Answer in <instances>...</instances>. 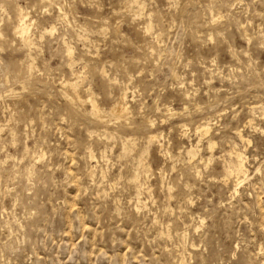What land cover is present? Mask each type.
Returning <instances> with one entry per match:
<instances>
[{
	"label": "rangeland",
	"instance_id": "rangeland-1",
	"mask_svg": "<svg viewBox=\"0 0 264 264\" xmlns=\"http://www.w3.org/2000/svg\"><path fill=\"white\" fill-rule=\"evenodd\" d=\"M0 264H264V0H0Z\"/></svg>",
	"mask_w": 264,
	"mask_h": 264
},
{
	"label": "bare ground",
	"instance_id": "bare-ground-1",
	"mask_svg": "<svg viewBox=\"0 0 264 264\" xmlns=\"http://www.w3.org/2000/svg\"><path fill=\"white\" fill-rule=\"evenodd\" d=\"M21 10H22V9H21ZM18 11H20V10H18ZM23 12H24V11H23ZM23 12H22V13H23ZM20 15H21V12H20ZM18 16H19V12H18ZM26 18H28V17L26 16ZM19 19H20V17H19ZM22 19H25V18L23 17ZM22 19H21V20H22ZM26 22H27V21H26ZM20 23H21V22H19V24H20ZM22 23H23V21H22ZM27 24H29V23L27 22ZM27 24L24 22V24H22V25L20 24L21 27L18 28L17 34L19 35V37L21 38V40H25V39H26V35H28V33H29V30H30L29 27H30L31 25L28 26ZM16 29H17V28H16ZM147 29H148V28H146V30H147ZM54 30H55V28L52 27L51 30H50V32L52 33V32H54ZM29 35H30V34H29ZM27 39H28V36H27ZM27 39H26V40H27ZM30 42H31V41H30ZM24 43H26V42H24ZM28 43H29V40L27 41L26 45H27ZM31 45H32V44H31ZM31 45H30V46H31ZM66 46H67V45H66ZM70 47H71V46H69V48H68V50H67V54H69V57L71 58V60H73V59H72L73 49L70 48ZM66 49H67V48H66ZM67 58H68V56H67ZM68 60H69V58H68ZM71 60H70V61H71ZM73 62H74V61H73ZM73 72H74V74H73V73H72V74L75 75V76L78 78V80H80L81 74L76 73L75 71H73ZM101 73H104V71L102 70ZM174 75H175V74H174ZM101 76H103V75L101 74ZM82 78H83V77H82ZM82 78H81V79H82ZM177 79H178V78H177ZM78 80H76V82H77ZM65 83H66V82H65ZM69 83H70V82H68V84H69ZM72 83H74V82H71V84H72ZM63 84H64V83H63ZM63 84H62V85H63ZM71 84H70V85H71ZM70 85H69V86H70ZM77 85H78V84H77ZM71 86H72V88H73V84H72ZM74 86H75V85H74ZM76 88H77V86H76ZM125 97H126V96H125ZM121 99H123V98H121ZM81 100H82V99H81ZM89 100H90V98H89ZM89 100H88V101H89ZM124 100H125V99H124ZM72 101H73V100H72ZM89 102H90V101H89ZM256 103H257V102H256ZM258 103H259V102H258ZM258 103H257V105H258ZM122 104H123V103H122ZM252 104H254V103H252ZM119 105H120V104H119ZM124 105H125V106H128V105H126V104H124ZM254 105H255V104H254ZM254 105H253L252 107H251V105H249V106H250L252 109H255V106H254ZM92 106H93V108H96V109H97V107H96L97 105H96L95 102H93V101H92ZM92 106H91V107H92ZM125 106L122 105V106L116 108V109H115V112L120 113V114H124L125 111L127 110V107H125ZM260 106H261V105H260ZM250 107H249V108H250ZM99 108H100V107H99ZM91 109H92V108H91ZM111 109H112V108H111ZM113 109H114V108H113ZM101 110H102V109H101ZM257 110H258V109H257ZM99 111H100V110H99ZM99 111H98V112H99ZM253 111H254V110H253ZM94 112H95V111H94ZM96 112H97V111H96ZM115 112H114V113H115ZM101 113H102V112H101ZM92 115H93V114H92ZM116 115H117V114H116ZM125 115H126V114H125ZM127 115H128V114H127ZM94 116H95V115H94ZM94 116H93V117H94ZM129 116H130V115H129ZM124 118H125V117H124ZM124 118H123V119H124ZM99 119H100V118H99ZM102 119H104V118H102ZM105 119H106V118H105ZM105 119H104V120H105ZM105 124H106V123H105ZM207 125H208V123H207ZM205 126H206V125H205ZM201 128H202V127H201ZM205 128H206V127H205ZM205 128L203 127V129H205ZM240 133H241V132H240ZM103 135H104V134H103ZM239 135H240V137H238V138H241L242 140H244V136H243L242 134H239ZM150 137H151V136H150ZM152 138H153V137H152ZM155 139H156V138H155ZM155 139H154V140H155ZM210 147H211V146H210ZM190 151H192V150H190ZM195 151H196V150H194V152H195ZM194 152H193V153H194ZM189 155H190V154H189ZM191 155H197V154H191ZM238 155H239V154H238ZM240 156H241V155H240ZM91 157H92V156H91ZM192 157H195V156H192ZM242 157H243V156H242ZM238 158H239V157H238ZM243 161H244V160H243ZM243 166H244V165H243V162L241 161V163L238 164V166H237L236 169H237L239 172H242L241 169H242ZM233 171H235V170H233ZM135 175H136V174H135ZM245 175H246V174H245ZM137 177H138V176H137ZM137 177H136V179H137ZM238 184H239V183H238Z\"/></svg>",
	"mask_w": 264,
	"mask_h": 264
}]
</instances>
